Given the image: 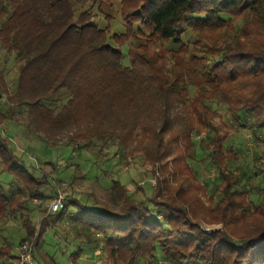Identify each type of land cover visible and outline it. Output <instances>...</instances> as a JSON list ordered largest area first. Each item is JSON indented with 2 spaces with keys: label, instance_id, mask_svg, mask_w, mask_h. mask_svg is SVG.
<instances>
[{
  "label": "trees",
  "instance_id": "16d2710c",
  "mask_svg": "<svg viewBox=\"0 0 264 264\" xmlns=\"http://www.w3.org/2000/svg\"><path fill=\"white\" fill-rule=\"evenodd\" d=\"M0 49L18 61L11 93L0 71V92L9 93L0 119L11 121L14 106L25 109L44 142L65 137L78 154L114 148L121 155L135 142L132 154L150 162L173 156L174 172L192 177L195 137L213 133L199 141L219 174L208 195L212 209L197 197L199 185L184 189L180 179L169 187L165 169L149 195L133 181L132 192L113 181L114 206L70 195L62 210L24 219L17 244L32 241L34 264H57L35 252L64 219L88 232L86 244H100L112 264H264V183L237 189L246 174L222 167L225 137L211 123L217 102L254 135L264 129V0H0ZM227 152L233 162L238 152ZM24 162L0 134L2 170L19 186L10 196L0 186V221L16 218L28 200H45L47 184L56 193L48 172L30 163L41 170L34 176ZM199 220L224 229L206 235ZM14 258L12 240H3L0 264Z\"/></svg>",
  "mask_w": 264,
  "mask_h": 264
},
{
  "label": "rangeland",
  "instance_id": "374dc122",
  "mask_svg": "<svg viewBox=\"0 0 264 264\" xmlns=\"http://www.w3.org/2000/svg\"><path fill=\"white\" fill-rule=\"evenodd\" d=\"M110 13L114 15V12ZM113 27L114 31H121L118 23H114ZM189 37L190 33L186 32L181 40L186 42ZM165 47L169 49L177 48L172 44ZM17 66L18 61L15 60L14 55L6 54L0 49V71L4 73L6 88L9 93L13 91ZM9 93L0 92V107L4 103L9 104L7 101ZM192 93L193 91L190 90L189 96ZM219 106L216 102L214 106L216 113L211 123L215 127L217 136L225 137V162L222 167L225 166L224 169L231 174H246L245 178H241L242 185L237 186V189L245 185L248 186V184L253 186L262 185L264 183V155H262L264 152V129L255 130L254 135L248 122H243L244 125L241 126L242 121L233 120ZM14 108L11 121L0 119V134L6 138L7 142H12L13 147L22 153L25 169L31 172L32 175H39L41 170L36 171L26 167L30 163L41 168L45 173H49V183H54V187L63 194L65 201L69 200L67 197L73 195L80 202L88 205L114 206L120 202L117 191L111 187L112 182L117 180L120 184L125 185L130 192L134 190L133 181L149 195V192L157 188V182L161 179L162 171L165 169L170 174L167 178L169 187H177V181L180 179H186L183 183L184 189L188 187L189 183L199 185L200 190L196 193L197 197L204 206L212 209V205L209 206L208 195H210L212 186L217 184L219 174L217 173L218 169L210 163L207 150L199 145V141L205 137L207 139L212 138L213 133H208L205 136V132H201L195 137L194 147L196 153L195 159L190 161V166L193 169V176L191 177L186 174L178 175L174 172L173 156L150 162L140 153L132 154L134 148L140 147L135 142L127 146L128 149L124 151V155H121V151H115L114 148L103 149L101 152L98 148L83 149L78 154L76 151L73 152L75 145L71 144V149L66 145L65 137H56L54 140L44 142L46 134L39 133L33 125H27L25 109L18 106H14ZM208 143L209 140H206L205 144ZM229 149L238 152L233 162L228 161L231 157V154L229 155L227 152ZM47 161L53 163L54 170H51V165L45 166L43 164ZM254 171L262 172L252 175ZM172 173H174L173 176H171ZM153 181L155 182L154 185L152 184ZM49 185L47 184L41 189V193L47 197L41 203L39 200H28V196L24 194L20 201L28 200L27 209L18 212L17 217L14 219L6 217L5 221H0V245H2L3 240L11 239L12 249L16 254L17 240L20 237V232H22L21 223L24 219L29 216L32 221L37 222L41 216V211L46 208L47 213V206L52 197ZM0 186L6 196L13 194L19 187L13 182L12 176L2 170L1 163ZM202 214L200 213L201 216ZM198 223L200 231L206 235L222 232L224 229L223 223L218 221L199 220ZM55 227H57L58 233L54 230L47 231L44 234L43 242L39 248L40 251L36 250L37 252H35L38 261L43 253H47L53 257L57 264H112L105 259L100 244H96L92 239L90 240L91 244H86L85 235L88 232H85L80 225L64 219L57 221ZM3 260H6V258Z\"/></svg>",
  "mask_w": 264,
  "mask_h": 264
},
{
  "label": "built area",
  "instance_id": "2783aa9c",
  "mask_svg": "<svg viewBox=\"0 0 264 264\" xmlns=\"http://www.w3.org/2000/svg\"><path fill=\"white\" fill-rule=\"evenodd\" d=\"M154 185L155 182L153 181ZM66 205L65 197L58 190L53 195L50 203L47 206V213H55L62 210ZM33 244L32 241L26 240L19 243L16 247L15 258L10 262L11 264H33Z\"/></svg>",
  "mask_w": 264,
  "mask_h": 264
},
{
  "label": "crops",
  "instance_id": "0c3cea01",
  "mask_svg": "<svg viewBox=\"0 0 264 264\" xmlns=\"http://www.w3.org/2000/svg\"><path fill=\"white\" fill-rule=\"evenodd\" d=\"M48 231H53L52 229H49ZM58 235V234H57ZM96 252V251H95ZM11 263V262H10ZM41 264V263H40Z\"/></svg>",
  "mask_w": 264,
  "mask_h": 264
}]
</instances>
